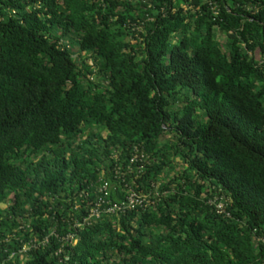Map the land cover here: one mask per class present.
Wrapping results in <instances>:
<instances>
[{
  "label": "trees",
  "instance_id": "trees-1",
  "mask_svg": "<svg viewBox=\"0 0 264 264\" xmlns=\"http://www.w3.org/2000/svg\"><path fill=\"white\" fill-rule=\"evenodd\" d=\"M215 2L0 0V264H264V0Z\"/></svg>",
  "mask_w": 264,
  "mask_h": 264
},
{
  "label": "built area",
  "instance_id": "built-area-1",
  "mask_svg": "<svg viewBox=\"0 0 264 264\" xmlns=\"http://www.w3.org/2000/svg\"><path fill=\"white\" fill-rule=\"evenodd\" d=\"M206 1L208 2L210 10L215 15H218L219 9L215 0ZM112 187L113 185H111L109 182H105L99 188V194L102 196L99 197L97 201L92 203L89 219H99L102 215L119 217L127 210H133L137 207H143V205L148 204V201L146 200L147 197L140 195L131 187H128L122 202H112L110 200V193L113 189ZM216 208L220 214L224 213V207L222 204H218Z\"/></svg>",
  "mask_w": 264,
  "mask_h": 264
}]
</instances>
